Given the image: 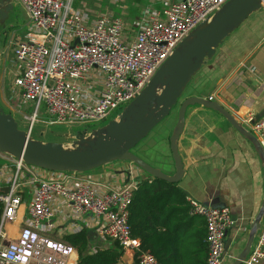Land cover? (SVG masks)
Listing matches in <instances>:
<instances>
[{
	"label": "built area",
	"instance_id": "2783aa9c",
	"mask_svg": "<svg viewBox=\"0 0 264 264\" xmlns=\"http://www.w3.org/2000/svg\"><path fill=\"white\" fill-rule=\"evenodd\" d=\"M160 1V9L140 12L129 38L119 18L75 8L73 0H11L24 11L26 27L9 49L6 81L10 102L28 123L27 135L39 109L50 123L72 125L103 121L124 108L181 40L228 0ZM244 122L264 153V116ZM0 159V183L6 189H0V264H75V249L51 237L63 222L67 232L93 230L100 243L117 244L133 264H158L129 236L126 209L136 182L111 188L98 178L38 169L1 152ZM187 203L189 215L204 222L206 264H223L225 234L234 227L228 210ZM22 206L21 226L10 239L6 226ZM261 218L256 243L241 264L264 260V214Z\"/></svg>",
	"mask_w": 264,
	"mask_h": 264
},
{
	"label": "crops",
	"instance_id": "0c3cea01",
	"mask_svg": "<svg viewBox=\"0 0 264 264\" xmlns=\"http://www.w3.org/2000/svg\"><path fill=\"white\" fill-rule=\"evenodd\" d=\"M149 2V6L155 9L163 7L160 0ZM135 20L136 16L133 22ZM128 37L132 36L128 34ZM222 42L190 81L184 97L204 100L210 98V101L218 104L239 128L252 135L244 120L248 116L254 119L264 116V3ZM8 92L9 87L7 100L10 102ZM2 95L0 86V98ZM1 102L6 106V98H2ZM175 120L176 110L158 123L154 131L144 138L145 142L137 145L135 149V155L139 159L166 176H172L174 173L168 139ZM176 152L182 168L177 187L183 192L186 200L212 208H226L234 221V227L226 231L224 238L223 264H232L247 241L249 226L262 199V163L247 139L232 128L218 112L200 105L186 108L183 127L176 141ZM3 162L0 159V165ZM81 174L98 178L111 188H119L130 180L138 182L146 178L133 164L117 161ZM0 189H4L1 183ZM27 197L26 190L23 198L26 200ZM23 212L22 206L18 211V218L6 226L10 239L17 235L21 226L19 216ZM67 223L71 225V222ZM261 226L262 218L249 249L256 243ZM56 227L51 232L54 239L62 240L65 232L66 235L73 233L67 232L65 222ZM92 239L93 242L90 241L88 233L89 250L96 246L104 248L112 245L111 242L99 244L94 233ZM257 264H264V260Z\"/></svg>",
	"mask_w": 264,
	"mask_h": 264
},
{
	"label": "water",
	"instance_id": "95a60500",
	"mask_svg": "<svg viewBox=\"0 0 264 264\" xmlns=\"http://www.w3.org/2000/svg\"><path fill=\"white\" fill-rule=\"evenodd\" d=\"M264 0H228L207 23L194 28L171 55L160 65L144 88L116 118L84 137L77 132L73 149H64L55 142L32 141L25 131L17 128L14 119L0 109V152L21 160L25 165L47 171L84 173L111 162H128L147 176L168 183H178L182 176L176 141L183 127L187 107L200 105L218 112L253 147L262 163L263 189L259 209L249 226L247 241L233 260L241 264L249 253L250 244L258 223L264 214V153L249 132L237 126L233 119L215 102L196 97H181L191 78L206 60L210 59L221 42L251 13L258 10ZM11 0H0V20L12 8ZM176 106V120L168 139L174 173L166 176L148 166L132 150ZM3 192L6 191L4 188ZM122 264H130L128 253L121 256Z\"/></svg>",
	"mask_w": 264,
	"mask_h": 264
},
{
	"label": "trees",
	"instance_id": "16d2710c",
	"mask_svg": "<svg viewBox=\"0 0 264 264\" xmlns=\"http://www.w3.org/2000/svg\"><path fill=\"white\" fill-rule=\"evenodd\" d=\"M126 210L129 236L158 264H206L203 219L189 215V205L177 183L146 175L136 182ZM62 241L75 249V264L121 263L122 251L115 243L90 251L85 229L63 236Z\"/></svg>",
	"mask_w": 264,
	"mask_h": 264
},
{
	"label": "rangeland",
	"instance_id": "374dc122",
	"mask_svg": "<svg viewBox=\"0 0 264 264\" xmlns=\"http://www.w3.org/2000/svg\"><path fill=\"white\" fill-rule=\"evenodd\" d=\"M149 1L150 0H115L113 2V0H73V7L87 9L89 11L98 10L104 13H111L114 17L119 18L122 21L124 25L123 34H129L133 36V29H135V23L133 22V19H135V16L137 18L138 13L140 14L142 10L149 7ZM12 5L13 6L11 10L0 20V86L3 90V95L0 98V109H2L4 113L9 114L14 119L19 130L25 131L28 128V123L23 119V117L20 116L19 113L14 110L15 102L11 103L7 100L6 80H8L7 76L9 70L11 69L9 49L12 44L22 39V35L25 32L26 27V17L24 11L17 4ZM226 39L227 37L224 39V41ZM200 70L196 74H198ZM193 77L190 81H192ZM2 78H4V80ZM190 81L183 90L181 97H184L185 90L188 89ZM2 98H6V106L1 102ZM122 108L123 107L109 113L103 121L72 125H57L50 123L52 118L49 117L43 109H39L36 114L37 119H35L33 122L28 137L32 141H38L41 143L61 142V145L64 149H73L72 145L77 132H85L84 137H89L91 132L103 127L109 120L115 119ZM175 110L176 106L171 109L168 116H171L173 113H175ZM153 131L154 128L148 133V135ZM143 140L138 145L144 143L145 140ZM135 149L136 147L132 150V152L137 154ZM93 170H89L87 172H91ZM88 233L90 241L93 242V230H89ZM91 242L90 245H92Z\"/></svg>",
	"mask_w": 264,
	"mask_h": 264
}]
</instances>
